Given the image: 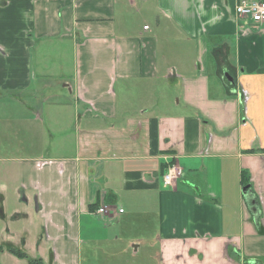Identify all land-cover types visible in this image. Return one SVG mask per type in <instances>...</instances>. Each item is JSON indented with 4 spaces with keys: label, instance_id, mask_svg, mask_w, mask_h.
Wrapping results in <instances>:
<instances>
[{
    "label": "crops",
    "instance_id": "crops-1",
    "mask_svg": "<svg viewBox=\"0 0 264 264\" xmlns=\"http://www.w3.org/2000/svg\"><path fill=\"white\" fill-rule=\"evenodd\" d=\"M234 4L0 0V105L25 128L10 138L26 131L0 142V245L43 264H264V26ZM132 200L155 230L111 235Z\"/></svg>",
    "mask_w": 264,
    "mask_h": 264
},
{
    "label": "rangeland",
    "instance_id": "rangeland-1",
    "mask_svg": "<svg viewBox=\"0 0 264 264\" xmlns=\"http://www.w3.org/2000/svg\"><path fill=\"white\" fill-rule=\"evenodd\" d=\"M211 81H213V79ZM5 97H8V96H5ZM8 102H9V99L0 100V104H3V105H5V103H8ZM8 114H10L9 108L4 109V108H1V105H0V119H1L0 121V142L1 141L13 142V138L16 140L22 141L23 139H25L23 136H25L26 131L19 133L17 135V138L15 137L10 138L11 132L13 130L25 129V128L13 127V126H10L8 122H5L6 121L5 117L7 118ZM1 136H4V137H1ZM8 144L10 148L13 146L9 142ZM2 145H5V143H3ZM137 201L138 200L130 201L132 203H136V205L129 204L130 206H124V209L126 211V214L124 215L126 216L124 217L125 221L121 218L118 220V222L117 221L114 222L113 220H111L110 225L113 224L117 226L116 228V226L110 227L109 225L108 232H110L111 235L112 233H114L118 236L120 235L121 237L123 236L128 237L129 235H135V234L137 235V234H141L142 232L151 233L155 230L157 221H156V218H153L152 207H140L139 201L138 202ZM232 219L233 218H226L227 226L230 225L229 221H232ZM0 264H2V261H0Z\"/></svg>",
    "mask_w": 264,
    "mask_h": 264
},
{
    "label": "built area",
    "instance_id": "built-area-1",
    "mask_svg": "<svg viewBox=\"0 0 264 264\" xmlns=\"http://www.w3.org/2000/svg\"><path fill=\"white\" fill-rule=\"evenodd\" d=\"M233 11L239 23L246 21L255 28L264 26V0H235ZM143 29L147 30L148 27L145 26ZM165 171L166 174L163 176V184L165 186H171V183L181 175L179 168L175 165L166 168ZM122 213L123 209L116 208L111 210L106 205H102L96 210V214L103 218L110 214L119 216Z\"/></svg>",
    "mask_w": 264,
    "mask_h": 264
},
{
    "label": "trees",
    "instance_id": "trees-1",
    "mask_svg": "<svg viewBox=\"0 0 264 264\" xmlns=\"http://www.w3.org/2000/svg\"><path fill=\"white\" fill-rule=\"evenodd\" d=\"M165 171V168L164 166H162V170H161V173L163 175ZM246 179L243 178V185H247L246 184ZM3 250V248H2ZM5 250L11 254L12 256L18 258V259H23L27 262V264H42L41 260L39 259H32L30 258L26 252L24 250H22V248H18V247H15V246H12V245H7L5 246Z\"/></svg>",
    "mask_w": 264,
    "mask_h": 264
},
{
    "label": "water",
    "instance_id": "water-1",
    "mask_svg": "<svg viewBox=\"0 0 264 264\" xmlns=\"http://www.w3.org/2000/svg\"><path fill=\"white\" fill-rule=\"evenodd\" d=\"M229 82H231L232 80L231 79H228ZM242 192H243V195L246 199L250 198V195H251V191L249 190L248 186H245L243 189H242ZM251 203L252 205L255 204V201L254 200H251Z\"/></svg>",
    "mask_w": 264,
    "mask_h": 264
},
{
    "label": "flooded vegetation",
    "instance_id": "flooded-vegetation-1",
    "mask_svg": "<svg viewBox=\"0 0 264 264\" xmlns=\"http://www.w3.org/2000/svg\"><path fill=\"white\" fill-rule=\"evenodd\" d=\"M7 245H12V246H15V245H13L12 243H9V242H6V243H4V244H2V245H0V253H2V252H7L6 250H5V246H7ZM15 247H18V248H22V247H19V246H15ZM2 248H3V250H2ZM22 250H24V248H22ZM25 251V250H24ZM26 252V251H25ZM8 253V252H7ZM9 254V253H8ZM27 254V253H26ZM11 255V254H10ZM28 255V254H27ZM29 256V255H28ZM30 257V256H29ZM16 258V257H15ZM31 258V257H30ZM18 259V258H17ZM20 260H23V259H20ZM40 260V259H39ZM25 261V260H24ZM42 262V261H41ZM27 263V262H26ZM43 264V263H42Z\"/></svg>",
    "mask_w": 264,
    "mask_h": 264
}]
</instances>
